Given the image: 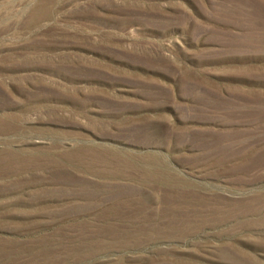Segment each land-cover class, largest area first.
Segmentation results:
<instances>
[{"label": "rangeland", "instance_id": "obj_1", "mask_svg": "<svg viewBox=\"0 0 264 264\" xmlns=\"http://www.w3.org/2000/svg\"><path fill=\"white\" fill-rule=\"evenodd\" d=\"M0 264H264V0H0Z\"/></svg>", "mask_w": 264, "mask_h": 264}]
</instances>
